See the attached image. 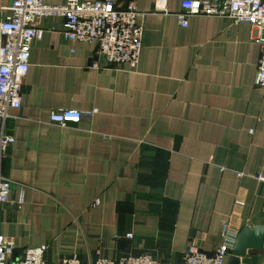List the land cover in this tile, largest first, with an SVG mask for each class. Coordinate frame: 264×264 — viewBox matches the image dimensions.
I'll use <instances>...</instances> for the list:
<instances>
[{
  "label": "crops",
  "instance_id": "obj_1",
  "mask_svg": "<svg viewBox=\"0 0 264 264\" xmlns=\"http://www.w3.org/2000/svg\"><path fill=\"white\" fill-rule=\"evenodd\" d=\"M12 1L0 0V22ZM115 1L141 12L136 70L94 69L96 43L65 39L61 17L38 23L44 34L31 47L22 106L5 124L15 143L0 162L12 182L0 232L16 255L46 245L47 264L73 255L92 264L98 253L181 264L191 242L214 253L224 224L264 226L259 31L204 15L183 28L184 0H169L168 13L155 12L156 0ZM60 109L98 112L50 123ZM241 264H264V252L249 251Z\"/></svg>",
  "mask_w": 264,
  "mask_h": 264
},
{
  "label": "built area",
  "instance_id": "obj_2",
  "mask_svg": "<svg viewBox=\"0 0 264 264\" xmlns=\"http://www.w3.org/2000/svg\"><path fill=\"white\" fill-rule=\"evenodd\" d=\"M169 0H156L155 12L168 13ZM177 19L187 28L192 16H212L230 19L235 24L250 23L259 31L260 60L255 85L264 89V0H184ZM11 15L0 22V162L8 156L15 143L14 136L5 131L12 110L22 106L24 80L29 72L30 51L35 40L43 38L39 21L50 17L64 19L63 35L74 43H96L98 48L92 68L108 67L136 70L144 47V27L141 12L134 1L122 4L115 0H68L66 4L48 5L44 0H13ZM97 109L80 111L60 109L50 113L52 124L67 126L91 119ZM253 133V130L250 131ZM223 170V168H222ZM238 177L244 173H238ZM256 178L264 183V176ZM12 182L0 173V211L11 199ZM19 203H23L21 198ZM238 232L228 224L221 229V243L208 254L191 242L181 264H229ZM131 238L132 235H127ZM15 241L0 232V264H47L48 247L26 248L15 254ZM59 264H81L77 255L62 259ZM92 264H161L148 254L127 255L118 259L98 253Z\"/></svg>",
  "mask_w": 264,
  "mask_h": 264
},
{
  "label": "water",
  "instance_id": "obj_3",
  "mask_svg": "<svg viewBox=\"0 0 264 264\" xmlns=\"http://www.w3.org/2000/svg\"><path fill=\"white\" fill-rule=\"evenodd\" d=\"M249 251L264 252V226H244L239 232L229 264H241Z\"/></svg>",
  "mask_w": 264,
  "mask_h": 264
}]
</instances>
